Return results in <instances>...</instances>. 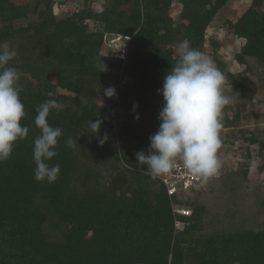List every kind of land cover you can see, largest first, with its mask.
<instances>
[{
    "label": "trees",
    "instance_id": "16d2710c",
    "mask_svg": "<svg viewBox=\"0 0 264 264\" xmlns=\"http://www.w3.org/2000/svg\"><path fill=\"white\" fill-rule=\"evenodd\" d=\"M67 1L0 0V44L17 52L10 64L19 71L20 122L29 129L0 162V264H264V224L207 232L198 199L205 181L168 194L162 179L136 161L158 130L163 98L157 89L177 62L176 45L186 40L202 53L205 30L229 0H175L182 6L177 19L169 14L174 0H105L101 13L82 0L80 9L53 13L54 3ZM224 27L245 40L234 54L245 68L231 73L213 60L229 94L253 106L249 60L264 66V0H251ZM113 35L131 38L124 60L106 49L105 38ZM209 43L215 53L219 41ZM99 61L106 70L98 69ZM109 87L113 97L104 95ZM49 99L63 104L47 118L63 132L49 161L60 164L53 183L34 178L33 160L40 135L35 106ZM251 110L257 123L259 113ZM96 120L94 134L90 121ZM240 124H248V115L239 109L222 115L221 129ZM240 135L264 159V138ZM68 138L77 141L74 147L66 146ZM241 160L222 173L227 183L251 174L250 162Z\"/></svg>",
    "mask_w": 264,
    "mask_h": 264
},
{
    "label": "clouds",
    "instance_id": "9594fccd",
    "mask_svg": "<svg viewBox=\"0 0 264 264\" xmlns=\"http://www.w3.org/2000/svg\"><path fill=\"white\" fill-rule=\"evenodd\" d=\"M127 39V38H126ZM177 62L163 78L157 92L163 103L158 113V130L150 135L147 152L136 154V161L146 165L152 177L170 173L182 162L193 176L206 181L217 175L221 161L217 155L221 147L219 131L222 128V110L230 103L223 94L224 74L205 54L193 48L188 41L176 45ZM17 52L7 44H0V162L8 160L16 141L25 139L28 126L21 124L25 116L20 99L22 88L19 71L10 62ZM99 70L106 66L99 61ZM113 87L104 89V95L113 97ZM135 107V105H134ZM63 104L55 99L36 105L34 124L40 135L33 142L34 178L53 183L60 174V164L49 161L58 155L57 145L63 132L61 127L48 122L51 110H61ZM138 118V117H137ZM101 121H90L93 133H98ZM106 135L100 140L103 143ZM77 141L68 138L66 146Z\"/></svg>",
    "mask_w": 264,
    "mask_h": 264
},
{
    "label": "rangeland",
    "instance_id": "374dc122",
    "mask_svg": "<svg viewBox=\"0 0 264 264\" xmlns=\"http://www.w3.org/2000/svg\"><path fill=\"white\" fill-rule=\"evenodd\" d=\"M16 1L20 2L23 0ZM81 2L82 0H68L62 6L54 3L53 13L56 15H61L65 12L70 13L80 9ZM250 2L251 0H229L219 10L205 30L202 53L212 60L214 64L213 59L216 58L231 73H237L245 68V65L239 64L234 59V54L241 49L245 40L231 33H226L224 24L227 19L235 21L247 9ZM181 8L180 3L175 0L172 1L169 9L170 16L177 19ZM88 24L93 28V22L88 21ZM116 36H107L105 38L106 49L110 50V54H117L118 52L115 51H119L121 48L120 44L123 43V35H121L120 41H111ZM209 38H215L219 41V46L216 48L215 53L209 43ZM249 62L254 71L252 78L255 80V85L252 86L254 92L253 106H250L249 101L246 99H236V97L230 95L229 86L225 84L222 86L223 94L230 98V103L223 108L222 115L226 113L231 117L236 109H239L244 116L248 115V124H240L234 128H223L219 131V137L221 140L223 139L221 150H224L219 152L218 149L217 152L221 161V167L217 175L208 178L203 183L205 185L204 190L206 189V191L198 198L206 208L205 227L207 232L230 226L233 227V225L260 229L264 224V204L261 203V199H264V159L257 156L256 151H254L256 146H249L247 150L242 143L243 137L240 135L244 130L245 135L254 132L264 138V82L260 80V76L264 75V66L252 59ZM128 82L132 84L133 81L130 80ZM251 107L255 109V112L259 113L257 123L253 117ZM247 152L252 156L248 157L249 154ZM238 157L240 163L241 159H247L250 162L251 174H249L247 179L237 177L235 183H227L222 173L233 169L236 166L234 164L235 160L238 162ZM262 165L263 168H261ZM179 225L182 226L181 224Z\"/></svg>",
    "mask_w": 264,
    "mask_h": 264
},
{
    "label": "built area",
    "instance_id": "2783aa9c",
    "mask_svg": "<svg viewBox=\"0 0 264 264\" xmlns=\"http://www.w3.org/2000/svg\"><path fill=\"white\" fill-rule=\"evenodd\" d=\"M104 1L105 0H92L91 8L95 12L101 13L104 9ZM121 37H122L121 35H117L111 41L113 40H116L114 42L120 41ZM130 39L131 38L129 36L122 37L123 43L120 44L121 48L118 51L117 56L123 60L126 57V48L128 46V42L130 41ZM124 42L126 43L125 45ZM159 177L165 183L168 194L179 193V192L187 193L196 184H201L204 182V180H202L199 177L193 176L188 170H186L182 162H180L179 160L177 161L176 167L170 173L161 175Z\"/></svg>",
    "mask_w": 264,
    "mask_h": 264
}]
</instances>
